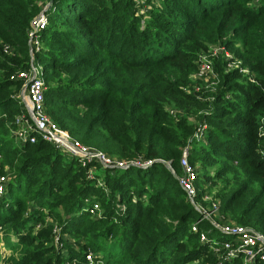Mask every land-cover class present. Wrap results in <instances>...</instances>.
<instances>
[{"label":"trees","instance_id":"1","mask_svg":"<svg viewBox=\"0 0 264 264\" xmlns=\"http://www.w3.org/2000/svg\"><path fill=\"white\" fill-rule=\"evenodd\" d=\"M49 2L35 51L31 23ZM213 48L230 59L208 60L212 85L196 96L190 77ZM31 64L60 129L139 166L83 168L40 138L18 143L23 83L9 78ZM263 119L264 0H0V234L20 251L4 264H242L200 241L210 222L191 230L198 213L178 179L188 147L197 200L216 189L221 224L264 237Z\"/></svg>","mask_w":264,"mask_h":264},{"label":"built area","instance_id":"2","mask_svg":"<svg viewBox=\"0 0 264 264\" xmlns=\"http://www.w3.org/2000/svg\"><path fill=\"white\" fill-rule=\"evenodd\" d=\"M48 23L46 14H40L38 18L32 21L31 31L29 32V43L32 49L39 50V40L37 33L44 30ZM226 58H230L228 53H225ZM204 58V57H203ZM202 65L210 69L206 63L207 60H202ZM201 65V66H202ZM233 65H230L232 68ZM199 74H202L200 67ZM211 75V74H210ZM10 81H22L23 86L20 93V99L26 111V114L17 116L14 125L17 127L14 131L16 141L18 143H35L37 138L45 141L55 147L58 151L80 160L81 166L86 168L90 163L97 162L103 167L109 168H126L129 164L121 161H111L110 158L103 153L82 146L77 141L73 140L66 131L60 129L44 112V93L45 83L43 71L38 64H31L28 71L18 72L9 78ZM25 87V88H24ZM23 96H22V90ZM22 96V98H21ZM205 127L201 126L197 129L194 139L198 142L202 139ZM264 135V131H263ZM189 148H185L182 154L181 166L184 176L178 179L182 189L186 192L189 202L194 206L198 213L196 222L192 225L191 230L196 232L198 226L203 222L208 221L207 214L201 212L200 208L194 203L196 198V188L194 182L197 180L196 170L188 162ZM151 162L142 164L143 166L150 165ZM139 166V163L132 164ZM87 178L93 179V170L87 172ZM6 177H0V197L5 193ZM99 211L96 203H93L88 212L94 216ZM227 239L223 241H214L205 233H200V241L209 243L212 253L220 261H231L241 258L242 264H263L264 263V237L255 233L251 229L241 226H233L231 224H213ZM56 228V227H55ZM59 231L55 230V244L59 243ZM210 233V232H209ZM86 261L91 262L92 256L87 255Z\"/></svg>","mask_w":264,"mask_h":264},{"label":"rangeland","instance_id":"3","mask_svg":"<svg viewBox=\"0 0 264 264\" xmlns=\"http://www.w3.org/2000/svg\"><path fill=\"white\" fill-rule=\"evenodd\" d=\"M137 1H139V0H137ZM210 53H211L210 58L208 56H202L201 60L204 59V60L208 61L210 59L211 62H213L217 58L219 60H221V61H224V60L228 61L230 59V58H226L225 59L226 55L223 52V50L220 49V48L218 50H215L213 48ZM228 55L230 56L229 53H228ZM234 68H235V66L230 68V70H232ZM201 70H202V74H199V72H198L197 75H194V76L190 77L191 85H192L191 86L192 87L191 88V92L194 95H196V96H198L197 93H199V91L202 90V88L203 89H207V88H209L212 85L211 84L212 83V79L209 78V76H208V75L212 74V70L205 68L203 65L201 66ZM202 84H204L205 87H203V86L202 87H198V86H200ZM171 111H173V114H180V115L183 114V112H181V111L178 112L176 109H171ZM263 121H264V119L261 122H263ZM258 132L260 134L263 133V128H260V130H258ZM93 150H95V149H93ZM204 187H205L204 189H206V191L203 193V195L201 196L200 200H197L198 197H196L194 199V203L200 208L201 212H205L207 214L208 222H210L211 224L213 223V224L220 225L221 222H223V219H222V217L220 215V212H219V204H218V200H217V197H216L217 191H216V189H212L211 191H208V187H206V186H204ZM198 191L199 190L196 189V192H195L196 196L199 194ZM223 224H230V223H223ZM232 225L236 226L235 224H232ZM206 230L209 231L211 229L209 227H207ZM255 233H257V232H255ZM257 234H259V233H257ZM211 238L214 241H223V240L227 239L224 235H222L216 229L212 230ZM65 239H66V237H65ZM9 241H11L10 243H12V241L14 242L15 241V237H13V238L10 237ZM55 245H56V247L60 246L59 243L55 244ZM19 254H20V251L18 249H16L15 247L11 246L9 244V242H7V240H2V234H0V264H4V261L7 260L12 255L13 256H17Z\"/></svg>","mask_w":264,"mask_h":264},{"label":"water","instance_id":"4","mask_svg":"<svg viewBox=\"0 0 264 264\" xmlns=\"http://www.w3.org/2000/svg\"><path fill=\"white\" fill-rule=\"evenodd\" d=\"M51 6H52V2H49V3L44 7V9L42 10L41 14H42V15H43V14L45 15L46 12L50 10ZM24 88H25V87H24ZM24 88H23V90H22V96H23ZM22 96H21V98H22ZM161 163H163L164 166H165V167H166L171 173H173V171H172V169H171V166H170V163H165V162H162V161H161ZM131 166H134V165L129 164V165L127 166V168H129V167H131Z\"/></svg>","mask_w":264,"mask_h":264}]
</instances>
